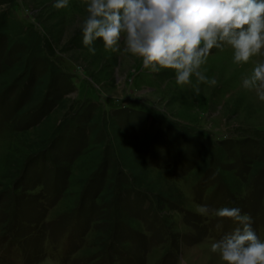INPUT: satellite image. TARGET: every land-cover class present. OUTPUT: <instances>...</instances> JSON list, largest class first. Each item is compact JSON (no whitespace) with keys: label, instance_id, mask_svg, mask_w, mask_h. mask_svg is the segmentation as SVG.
Listing matches in <instances>:
<instances>
[{"label":"rangeland","instance_id":"1","mask_svg":"<svg viewBox=\"0 0 264 264\" xmlns=\"http://www.w3.org/2000/svg\"><path fill=\"white\" fill-rule=\"evenodd\" d=\"M53 4L0 0V264H222L210 245L240 225L221 207L264 240V102L242 87L260 57L212 49L197 95L90 53L83 0Z\"/></svg>","mask_w":264,"mask_h":264},{"label":"clouds","instance_id":"2","mask_svg":"<svg viewBox=\"0 0 264 264\" xmlns=\"http://www.w3.org/2000/svg\"><path fill=\"white\" fill-rule=\"evenodd\" d=\"M87 16L78 25L90 53L97 39L106 51L130 54L153 73L172 70L175 82L199 95L200 84L217 80L202 71L212 49H232L237 65L260 57L242 87L264 102V0H83ZM66 9L69 0H54ZM123 44V47H121ZM195 77V82L193 81ZM208 215L206 205L198 208ZM240 226L215 240L210 251L222 264H264V240L251 227L252 219L236 207L212 212Z\"/></svg>","mask_w":264,"mask_h":264}]
</instances>
